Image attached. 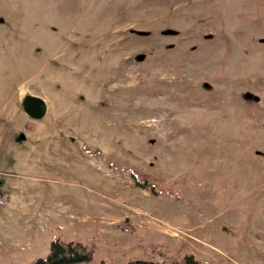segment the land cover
Returning a JSON list of instances; mask_svg holds the SVG:
<instances>
[{
	"label": "rangeland",
	"instance_id": "374dc122",
	"mask_svg": "<svg viewBox=\"0 0 264 264\" xmlns=\"http://www.w3.org/2000/svg\"><path fill=\"white\" fill-rule=\"evenodd\" d=\"M0 192V264H264V0H0Z\"/></svg>",
	"mask_w": 264,
	"mask_h": 264
},
{
	"label": "trees",
	"instance_id": "16d2710c",
	"mask_svg": "<svg viewBox=\"0 0 264 264\" xmlns=\"http://www.w3.org/2000/svg\"><path fill=\"white\" fill-rule=\"evenodd\" d=\"M133 176H141L140 174L132 173ZM141 180V179H140ZM138 183V177L136 180ZM143 182V188L146 189V181ZM170 190V189H169ZM168 189L155 188L152 186V191L154 193L166 194L174 196L175 194L171 193ZM176 198L178 194L176 193ZM179 200V199H178ZM88 246H82V243L65 241L61 238H56L50 242L49 252L44 258H37L32 260L29 264H79L83 262H89L91 259L88 250ZM126 264H166L164 262H157L153 260H129ZM172 264H198L197 261L193 258L192 255H186L180 263Z\"/></svg>",
	"mask_w": 264,
	"mask_h": 264
},
{
	"label": "water",
	"instance_id": "95a60500",
	"mask_svg": "<svg viewBox=\"0 0 264 264\" xmlns=\"http://www.w3.org/2000/svg\"><path fill=\"white\" fill-rule=\"evenodd\" d=\"M22 109L31 119L40 120L46 114V103L37 96L26 95L22 100Z\"/></svg>",
	"mask_w": 264,
	"mask_h": 264
},
{
	"label": "crops",
	"instance_id": "0c3cea01",
	"mask_svg": "<svg viewBox=\"0 0 264 264\" xmlns=\"http://www.w3.org/2000/svg\"><path fill=\"white\" fill-rule=\"evenodd\" d=\"M6 224V219H5V214L4 213H0V239L3 238L4 234H3V227H5Z\"/></svg>",
	"mask_w": 264,
	"mask_h": 264
},
{
	"label": "built area",
	"instance_id": "2783aa9c",
	"mask_svg": "<svg viewBox=\"0 0 264 264\" xmlns=\"http://www.w3.org/2000/svg\"><path fill=\"white\" fill-rule=\"evenodd\" d=\"M8 201V195L5 192H0V207L5 205Z\"/></svg>",
	"mask_w": 264,
	"mask_h": 264
}]
</instances>
